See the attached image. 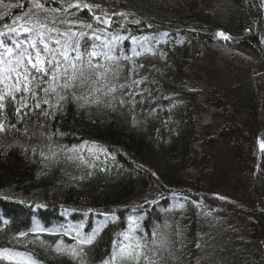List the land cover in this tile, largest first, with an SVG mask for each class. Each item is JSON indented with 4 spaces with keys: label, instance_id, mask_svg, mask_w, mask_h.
Returning a JSON list of instances; mask_svg holds the SVG:
<instances>
[{
    "label": "trees",
    "instance_id": "16d2710c",
    "mask_svg": "<svg viewBox=\"0 0 264 264\" xmlns=\"http://www.w3.org/2000/svg\"><path fill=\"white\" fill-rule=\"evenodd\" d=\"M17 2L25 0H4ZM77 2L81 8L60 13L75 21L73 30L102 32L105 25L93 17L107 14L114 21L108 33L155 35L159 43L151 46L154 55L136 58L135 74L121 58L120 78L111 81L114 97L84 92V107L66 100L59 110L55 96L51 107L40 108L28 98L26 114L18 116L16 104L0 112L6 128L0 132V249L30 253L38 264H101L124 239L129 217H142L137 234L170 225L164 231L176 258L165 253L160 264H264V0H56L45 6ZM28 10L25 4L22 11ZM4 12L21 14L0 5ZM119 47L131 55L135 46L126 40ZM25 129L32 135L26 143ZM221 151L237 167L227 195L221 193ZM79 225L82 235L98 230L91 245L77 244ZM80 247L83 259L69 251ZM0 264L15 260L0 256Z\"/></svg>",
    "mask_w": 264,
    "mask_h": 264
},
{
    "label": "snow or ice",
    "instance_id": "6c2138e0",
    "mask_svg": "<svg viewBox=\"0 0 264 264\" xmlns=\"http://www.w3.org/2000/svg\"><path fill=\"white\" fill-rule=\"evenodd\" d=\"M48 3H56V0H25V3H9L5 5L0 0V5L6 8L21 11L20 15L10 12L0 14V112L16 104V114L22 116L26 110H31L26 102L32 98L36 108L41 103L51 107L50 98H57V110L62 107L66 100L75 101L84 107L89 102L87 97L94 94H101L103 97L113 96L117 91V85L111 81L120 78V62L130 61L128 71L135 74L136 58L144 52H152V45L159 43V37L152 35H114L107 31L114 21L111 16L94 15L97 23L105 25L102 32L93 30L91 34L84 31L73 30L75 21L61 18V11L68 13L71 8H81L80 3L69 4L67 7H46ZM25 4L29 6L27 12H23ZM88 11H92L89 5H83ZM124 17V13H112V16ZM8 21V22H4ZM83 24V22H80ZM132 23L139 24V21ZM64 26V29H61ZM92 29L91 24L84 25ZM119 27L127 31L123 23ZM151 27V25H149ZM162 35H167L166 33ZM218 35L230 40L231 37L223 31ZM93 41L89 43L88 38ZM130 40L135 47L131 55L124 54L119 45ZM99 42V43H96ZM154 55L155 53L152 52ZM143 68V65H139ZM143 81H133L139 85ZM120 89L127 88V85H119ZM81 93L78 95L77 93ZM87 93V97L83 93ZM40 93L49 99L41 100ZM84 101V103H81ZM93 102L100 103V95H95ZM123 103V100L120 101ZM48 113H45L47 115ZM15 128V125H10ZM6 131L5 122L0 120V132ZM264 150V142L260 145ZM53 155H55L53 153ZM155 175V174H153ZM183 207V205H180ZM92 211L91 209L88 210ZM135 211V209H133ZM107 218L108 214H104ZM113 218H115L114 214ZM142 217H129L130 224L128 231L123 233L124 239L118 241L109 259L102 260L101 264H160L164 254L176 258L173 252L174 242L164 231L170 227L164 223L156 228L151 234L140 233L139 220ZM134 225V227H133ZM80 227L75 226L80 246L91 245L96 239L98 230L82 235ZM35 231H45L37 226ZM49 234H55L54 230H48ZM27 233H18L19 237ZM178 235V233H177ZM62 241H57L56 252L64 249L60 247ZM76 257L83 259V247L77 251L69 249ZM0 256L15 260V264H38L30 253H14L10 249H0Z\"/></svg>",
    "mask_w": 264,
    "mask_h": 264
},
{
    "label": "rangeland",
    "instance_id": "374dc122",
    "mask_svg": "<svg viewBox=\"0 0 264 264\" xmlns=\"http://www.w3.org/2000/svg\"><path fill=\"white\" fill-rule=\"evenodd\" d=\"M217 61L218 62H215V63L217 64L221 63L218 59ZM219 65H222V64H219ZM216 78L222 79L223 75H217ZM21 136H22V140L24 143L32 139V135L29 129L23 130L21 133ZM218 160H219V163L222 164L223 172L225 170V175L224 176L222 175L221 190H226V191L225 192L221 191V193L227 195V193L229 192V189H235V186H236L235 184L236 175L235 174H236L237 167L236 165H230L228 163V161L231 160V157L229 154H227L226 151H221L218 153Z\"/></svg>",
    "mask_w": 264,
    "mask_h": 264
}]
</instances>
